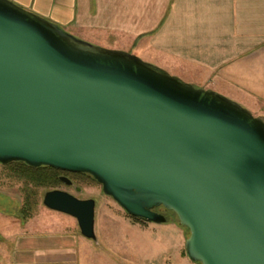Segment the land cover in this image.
<instances>
[{"label":"water","instance_id":"obj_1","mask_svg":"<svg viewBox=\"0 0 264 264\" xmlns=\"http://www.w3.org/2000/svg\"><path fill=\"white\" fill-rule=\"evenodd\" d=\"M13 162L88 174L149 223L174 212L196 264H264V119L0 0V164ZM42 202L97 240L94 199Z\"/></svg>","mask_w":264,"mask_h":264},{"label":"crops","instance_id":"obj_2","mask_svg":"<svg viewBox=\"0 0 264 264\" xmlns=\"http://www.w3.org/2000/svg\"><path fill=\"white\" fill-rule=\"evenodd\" d=\"M11 1L81 40L138 55L264 119V0ZM147 223L148 232L134 229L144 240L140 257L150 262L163 254V237ZM175 253L176 264H196ZM96 256L97 246L74 218L52 210L23 222L19 234L0 244V264H97Z\"/></svg>","mask_w":264,"mask_h":264},{"label":"rangeland","instance_id":"obj_3","mask_svg":"<svg viewBox=\"0 0 264 264\" xmlns=\"http://www.w3.org/2000/svg\"><path fill=\"white\" fill-rule=\"evenodd\" d=\"M21 169L13 163L0 164V244L6 245L10 238L19 234L23 222L49 212L43 205V197L50 190L60 189L80 199L92 198L96 201V232L99 244L94 241L98 252L94 260L97 259V264H176L174 252L187 256L184 243L190 232L184 227L177 228L179 220L174 212L157 211L169 221L153 225L155 233L162 234L163 254L155 260L145 262L144 258L140 257L144 248L143 236L134 228L137 226L140 230L148 232L150 225L147 221L136 220L126 213L113 198L104 194L102 185L90 175L56 172V177L66 176L76 187L81 188V192H77L75 187L60 180L53 184L31 181L21 173ZM22 210H25V213H22ZM74 222L80 231L75 218ZM178 238L181 240L179 245ZM171 242L177 248L170 247Z\"/></svg>","mask_w":264,"mask_h":264},{"label":"trees","instance_id":"obj_4","mask_svg":"<svg viewBox=\"0 0 264 264\" xmlns=\"http://www.w3.org/2000/svg\"><path fill=\"white\" fill-rule=\"evenodd\" d=\"M13 165H17L18 167H21L22 168L20 170L21 173L25 175L27 178H29L31 181H35L37 183H52L53 184L57 182L58 180H60L59 177H56V172H58V170H55L51 167L42 166L39 168H33L22 162H13ZM22 213H25V210L24 211L22 210ZM135 219L146 222L143 219H139V218H135ZM168 222L169 221L167 220V223ZM178 225L180 227H184L180 223H178Z\"/></svg>","mask_w":264,"mask_h":264},{"label":"flooded vegetation","instance_id":"obj_5","mask_svg":"<svg viewBox=\"0 0 264 264\" xmlns=\"http://www.w3.org/2000/svg\"><path fill=\"white\" fill-rule=\"evenodd\" d=\"M61 172V171H60ZM63 173H69V174H75V173H71V172H63ZM77 174V173H76ZM60 177L61 176H59V179H60ZM66 177V176H65ZM71 180V179H70ZM72 181V180H71ZM73 182V181H72ZM64 183V182H63ZM69 186H72V187H75V190H76V186H75V183L73 182V184L72 185H69ZM155 211L157 212V211H166V209L164 208V207H158V208H156L155 209Z\"/></svg>","mask_w":264,"mask_h":264}]
</instances>
